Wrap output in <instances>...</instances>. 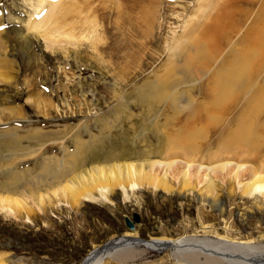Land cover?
<instances>
[{
  "label": "rangeland",
  "instance_id": "obj_1",
  "mask_svg": "<svg viewBox=\"0 0 264 264\" xmlns=\"http://www.w3.org/2000/svg\"><path fill=\"white\" fill-rule=\"evenodd\" d=\"M47 1L54 8L40 27L53 42L34 30V19L27 24L41 0H0V196L22 202L17 215L0 209V264H82L95 249L127 235L146 242L204 241L245 263L264 257V194L248 195L244 186L252 168L260 170L257 159L264 151L246 154L236 147L220 157L217 132L233 113L223 111L228 120L221 123L217 108L210 107L211 120H200L196 106L188 104L194 99L201 105L194 91L198 81L166 96L153 90L167 81L171 67L182 66V53L171 59V48L197 20L198 0ZM185 73L175 72L173 86L197 76ZM146 86L156 94L154 103L139 99ZM176 95V109L168 108ZM185 130L198 133L193 143H167ZM110 155L120 159L109 161ZM212 157L233 165L208 171L218 165L210 163ZM152 161L171 164L153 169L158 188L137 187L127 197L116 189L111 202L75 207L60 190L54 193L92 167L133 163L139 169ZM188 162L193 166L187 172ZM236 163L247 164L237 176ZM135 214L141 221L133 231L126 218L133 221ZM130 250L132 259L106 264L211 262L199 252L173 254L139 244Z\"/></svg>",
  "mask_w": 264,
  "mask_h": 264
},
{
  "label": "bare ground",
  "instance_id": "obj_2",
  "mask_svg": "<svg viewBox=\"0 0 264 264\" xmlns=\"http://www.w3.org/2000/svg\"><path fill=\"white\" fill-rule=\"evenodd\" d=\"M54 4L47 0H41L40 4L33 6L35 16L31 17L32 19L27 23L28 26L31 25L34 19V30H37L36 32H39L40 36L48 42L56 41V38L40 26L44 18L49 16L53 10ZM193 16L197 19L190 22L193 27L191 29H189L190 26L185 27L183 35L178 37V41L171 48L173 54V57L170 56L171 59L175 58L176 52L182 53L180 54L182 66L171 67L167 71V75L169 72L171 74L169 73L170 75L165 77L167 81L163 79L159 87L155 86L156 88L153 87V90L156 89V94L160 96H166L168 91L174 88L182 87L184 84L191 87L193 82L198 81L194 91L202 98L201 105L195 104L198 101L194 99H190L188 104L196 106L200 120L206 122L211 120L210 116L214 113L211 108H217V118L221 120V123H226L228 120L222 115L223 111L230 110L233 113L231 120H228L222 130L217 132V147L220 150V157L232 154L236 151V147L243 149L246 154L257 155L260 151H264L262 149L264 148V0H198ZM16 35L23 39V42L26 41L23 33L19 32ZM180 71L182 76L185 72L196 71L197 76L173 86L176 82H171V80L175 77V72ZM150 88L146 86L140 93L142 96H139V99L142 97V101L146 104L156 96V94L153 96V91ZM149 89L152 92L148 94ZM179 98L178 95L171 97L167 107L176 109ZM145 103L143 104L145 105ZM189 117L192 122L195 120L194 114ZM190 118H187L188 124H191ZM230 126H234V129L230 130ZM197 134L196 131H181L169 136L173 139H167V143L185 146L188 145V142L193 143ZM220 157L218 162H223ZM119 159L120 157L113 155L107 158L109 161H118ZM214 160L215 158L212 157L210 163L218 165L206 167L208 171L223 172L233 165V162L216 163ZM257 160L260 170L255 171L252 168L249 172L251 181L244 185L245 193L248 195L264 194V157L261 156ZM74 165L79 166V163L76 161ZM185 165L187 172L193 166L189 162ZM234 165V173L237 176L242 169H246L247 164L236 163ZM156 166L170 168L171 164L160 161L143 162L139 169L133 163H114L109 167H92L82 173L75 174L67 181V184L61 186V189L54 190V193L57 194L60 190L71 207L88 201L111 202V196L116 189L121 190L127 197V191H133L137 187L158 188L156 187L159 185L158 177L156 174H152ZM146 167L150 168V171H146ZM199 167L201 170L204 169L202 165ZM186 171L182 174L187 176ZM160 184H164L167 188L164 182H160ZM39 198L43 203V196L40 195ZM21 205L22 202L17 198L0 196V209L3 211L7 210L9 213L17 215L22 208ZM138 244L158 252L170 250L173 254L199 252L208 257V260L211 261L210 264H264V257H255L251 263L249 261L248 263L241 262L240 259L237 260L239 256H229L222 251L217 252L215 250L217 248L214 250L208 248L204 241L182 238L176 241L153 239L146 242L128 235L95 249L82 264H106L108 261L130 260L132 255L130 248H134ZM230 245L235 249H243L238 243L231 242ZM243 260L247 261L248 259L243 258Z\"/></svg>",
  "mask_w": 264,
  "mask_h": 264
},
{
  "label": "water",
  "instance_id": "obj_3",
  "mask_svg": "<svg viewBox=\"0 0 264 264\" xmlns=\"http://www.w3.org/2000/svg\"><path fill=\"white\" fill-rule=\"evenodd\" d=\"M133 219L134 220L132 221L129 218H126V225L131 230H135V228H136L135 225L137 223H140V221H141V218L138 214H135Z\"/></svg>",
  "mask_w": 264,
  "mask_h": 264
}]
</instances>
